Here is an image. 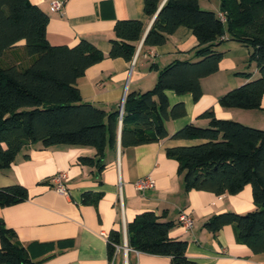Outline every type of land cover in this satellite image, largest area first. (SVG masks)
<instances>
[{
  "label": "trees",
  "instance_id": "trees-1",
  "mask_svg": "<svg viewBox=\"0 0 264 264\" xmlns=\"http://www.w3.org/2000/svg\"><path fill=\"white\" fill-rule=\"evenodd\" d=\"M200 1L142 0L147 18L157 13L142 46L164 45L179 27L190 29L198 44L193 49L195 60L174 61L158 71L150 90L128 93L120 118L118 110L105 113L83 102L76 86L89 67L103 60L99 50L86 40L72 48L50 45L46 40L48 17L39 7L29 0H0V169L10 168L20 151L33 143L44 148L92 147L96 159L80 157L78 161L98 164L106 144L116 146L119 123L121 148L167 138L165 122L185 116L186 110L183 103L170 106L166 92L190 94L197 101L202 95L201 79L218 70L222 52L217 47L225 37L250 48L248 64H255L259 76L249 80L250 74L240 73L249 82L222 95L218 103L223 108L260 109L264 93V0H220L218 13L201 9ZM113 25L108 57L130 63L145 26L137 19L118 20ZM21 40L24 45L20 56L16 53L18 63L6 62V53ZM200 117L208 121L206 127L187 124L171 139L202 142L169 147L165 154L177 162L186 191H205L216 197L236 195L250 186L254 210L214 215L205 221L204 229L215 234L231 226L238 243L254 254L264 253V129L217 119L212 110ZM26 191L21 185L0 188V209L24 202ZM100 196L85 193L82 202H94ZM161 219L151 211L138 213L126 227L127 246L139 253L169 257V264H194L186 257L187 242L167 236L174 222ZM106 239L110 258L122 238L120 233L111 232ZM17 241L14 230L0 223V264H34Z\"/></svg>",
  "mask_w": 264,
  "mask_h": 264
},
{
  "label": "crops",
  "instance_id": "crops-1",
  "mask_svg": "<svg viewBox=\"0 0 264 264\" xmlns=\"http://www.w3.org/2000/svg\"><path fill=\"white\" fill-rule=\"evenodd\" d=\"M29 1L48 17L46 40L50 45L72 48L80 40H86L104 55L102 61L85 71L76 86L83 102L105 113L119 111L128 93L150 90L158 71L165 66L174 61L195 60L193 49L198 42L186 27H179L161 46L146 48L140 41L133 64L121 58L109 59L116 21L137 19L143 22L145 31L150 28L152 19L144 15L142 0H67L60 12L51 9V0ZM204 2L200 1L201 8L220 11V0ZM23 45L24 41L18 42L4 60L16 62V53H21ZM217 50L222 52L218 70L201 79L202 95L197 101L190 94L178 96L166 92L170 106L183 103L186 110L185 116L165 122L167 138L121 148L119 123L116 146L107 143L98 164L83 165L78 161L80 157L96 159L92 147L44 148L41 143H33L20 151L10 168L0 169V188L21 185L27 190L24 202L0 209V223L14 230L17 242L34 264H109L106 238L111 232H118L122 238L120 244L125 239L127 246L126 227L141 211H151L162 217V221L174 222L167 236L187 242L186 257L194 264H264V253L254 254L249 247L238 243L231 226H224L215 234L204 229L205 221L214 215L254 210L251 187L245 186L236 195L216 197L210 192L186 191L183 176L177 173V162L165 154L169 147H189L202 142L173 140L171 136L187 124L206 127L208 121L200 116L208 110L217 119L264 129V93L260 109L256 110L223 108L218 103L228 91L259 76L255 64H248L250 48L225 37ZM240 73L250 74L249 80ZM57 173L66 174V195L54 189L51 179ZM144 177L153 179L154 187L140 192L135 182ZM85 193L101 196L84 203ZM181 212L193 219L191 231L177 225ZM123 250L115 253L111 264L170 262L166 256Z\"/></svg>",
  "mask_w": 264,
  "mask_h": 264
},
{
  "label": "built area",
  "instance_id": "built-area-1",
  "mask_svg": "<svg viewBox=\"0 0 264 264\" xmlns=\"http://www.w3.org/2000/svg\"><path fill=\"white\" fill-rule=\"evenodd\" d=\"M49 2H50V7L53 11L60 12L62 10L63 6L65 5V3L67 2V0H51ZM219 16L223 22L224 17L222 16V14H219ZM135 59H136V56H135V58H133V61H135ZM133 61H131L132 64L134 63ZM122 113H123V104H121V107L119 109L120 118L122 116ZM65 176H66L65 173H57L51 179L52 183L54 185L55 191L62 194V195L67 194V191L65 190L66 188L64 186V179L66 178ZM153 185H154V180L151 179L150 177H144V178L139 179L135 182V187L140 192H142L146 189L153 188L154 187ZM192 221H193V219L191 218V216L189 214H187L185 212H181L177 218V225L180 226L185 231H191L193 228ZM101 235L103 237H105V235L103 233H101ZM106 241H107V239H106ZM119 249H124L123 251L130 250V248H128L126 246L125 239H123V244L114 245V250H113L114 253L110 257V263L109 264H111L113 262L114 255Z\"/></svg>",
  "mask_w": 264,
  "mask_h": 264
},
{
  "label": "water",
  "instance_id": "water-1",
  "mask_svg": "<svg viewBox=\"0 0 264 264\" xmlns=\"http://www.w3.org/2000/svg\"><path fill=\"white\" fill-rule=\"evenodd\" d=\"M163 2H164V1H163ZM156 15H157V13L154 15V17L152 18V21H151V22H153V20L155 19ZM151 22H150V23H151ZM151 24H152V23H151ZM150 26H151V25H150ZM148 30H149V28H147L146 31L144 32V34L142 35L143 37H142V40H141V44L143 43V40H144V38H145V36H146Z\"/></svg>",
  "mask_w": 264,
  "mask_h": 264
},
{
  "label": "rangeland",
  "instance_id": "rangeland-1",
  "mask_svg": "<svg viewBox=\"0 0 264 264\" xmlns=\"http://www.w3.org/2000/svg\"><path fill=\"white\" fill-rule=\"evenodd\" d=\"M204 1H206V0H202V3H205ZM209 2V1H208ZM207 3V2H206ZM201 9H203V8H201Z\"/></svg>",
  "mask_w": 264,
  "mask_h": 264
}]
</instances>
